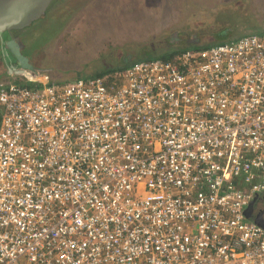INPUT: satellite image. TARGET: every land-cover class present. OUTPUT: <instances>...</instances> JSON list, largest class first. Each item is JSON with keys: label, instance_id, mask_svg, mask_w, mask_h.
Segmentation results:
<instances>
[{"label": "built area", "instance_id": "built-area-1", "mask_svg": "<svg viewBox=\"0 0 264 264\" xmlns=\"http://www.w3.org/2000/svg\"><path fill=\"white\" fill-rule=\"evenodd\" d=\"M27 78L0 84V264H264V34Z\"/></svg>", "mask_w": 264, "mask_h": 264}, {"label": "rangeland", "instance_id": "rangeland-1", "mask_svg": "<svg viewBox=\"0 0 264 264\" xmlns=\"http://www.w3.org/2000/svg\"><path fill=\"white\" fill-rule=\"evenodd\" d=\"M216 19H220L217 26L232 28L230 38L251 33L264 22V0H61L26 37L28 44L35 37L49 38L36 50L38 73L69 80L77 73L91 74L97 66L119 62V58L107 59L119 55V48L136 59L162 54V41L177 30L198 34L202 44L217 43L215 31L207 27ZM11 75V79L25 78Z\"/></svg>", "mask_w": 264, "mask_h": 264}, {"label": "trees", "instance_id": "trees-1", "mask_svg": "<svg viewBox=\"0 0 264 264\" xmlns=\"http://www.w3.org/2000/svg\"><path fill=\"white\" fill-rule=\"evenodd\" d=\"M60 1L61 0H55L53 2L52 6L48 10V15L53 11L56 4ZM48 15L46 17H44V19L47 18ZM219 20L220 19H216L215 23L213 22L212 24L209 23L207 25V27L210 30L215 31L213 33L214 34L213 36H215V38H217V40H218L217 43L213 42V43H207V44L203 43L202 44V43H200V40H199L200 36L198 34L185 33L183 30H177V31L171 32L173 34L172 37L168 36L164 41H162L161 46L165 50L162 54H158V55L146 54L142 58L136 59L135 56H133L131 54H126L125 53L126 51L123 48H122L123 50L119 48L118 49L119 55H117L115 57L109 56V55L107 56V59L110 57L111 60L119 58L118 59L119 62L112 63V64H103L100 67L97 66L91 74L81 75L80 73H77V76L75 78L69 79V80L57 79V77L54 74L49 72L48 76L50 77V82L54 83V84H63L66 82L77 80V79H92V78H96V77L112 76L116 73L125 71L126 69H128L130 66H132L133 64H135L137 62L151 61V60H157V59L170 60V59L175 58L177 55H179L185 51L208 49V48L220 45V44L234 42V41H236L242 37L248 36V35H263L264 34V22H262L261 25H256L253 28V31L251 33H246V34L240 35L239 37H236V38H232V37L230 38L228 36L232 34V28L227 27V26H223V27L217 26V24H219L218 23ZM38 22H41V20ZM33 26H34V24L32 25V27ZM30 28L24 30L22 32L21 36L25 39V45H26L27 49L33 53L34 58H35L36 50L39 51V48L44 46V44L49 40V38H45L44 35L40 36V37H35V39H32V42L28 44V39H30V37L26 38L25 36L29 34L28 31ZM57 30H56V32H57ZM45 33H49V30L45 31ZM162 47H159V49H162ZM10 62L16 63L15 59L11 55H10V57H6L4 55L3 48L0 44V63L2 65V69L0 70V84L1 83L14 84L18 87L30 88V89H37V88L41 87L40 83L34 82V81L30 80L29 78H26L27 76H25V78H23V79H22V77L21 78L17 77L16 79L9 78L10 76H12L11 73L9 72V68H8V64ZM95 63H96V61H95ZM88 64L90 65L91 63H88ZM6 77H8V78H6ZM1 114H2V112L0 111V121H1Z\"/></svg>", "mask_w": 264, "mask_h": 264}, {"label": "water", "instance_id": "water-1", "mask_svg": "<svg viewBox=\"0 0 264 264\" xmlns=\"http://www.w3.org/2000/svg\"><path fill=\"white\" fill-rule=\"evenodd\" d=\"M55 0H0V44L4 55L15 59L16 63L9 67V72L16 75L30 73L37 75L34 55L25 45L20 31L30 28L42 20ZM256 200L252 201L246 211L248 218L264 228L261 215L254 216Z\"/></svg>", "mask_w": 264, "mask_h": 264}, {"label": "crops", "instance_id": "crops-1", "mask_svg": "<svg viewBox=\"0 0 264 264\" xmlns=\"http://www.w3.org/2000/svg\"><path fill=\"white\" fill-rule=\"evenodd\" d=\"M15 63H13V62H10L9 64H8V68L10 67V66H12V65H14ZM0 111L2 112V109H1V107H0Z\"/></svg>", "mask_w": 264, "mask_h": 264}, {"label": "flooded vegetation", "instance_id": "flooded-vegetation-1", "mask_svg": "<svg viewBox=\"0 0 264 264\" xmlns=\"http://www.w3.org/2000/svg\"><path fill=\"white\" fill-rule=\"evenodd\" d=\"M32 27V26H31ZM24 30H26V29H24ZM24 30H22V31H20V34H22V32L24 31ZM26 37V36H25ZM27 38V37H26Z\"/></svg>", "mask_w": 264, "mask_h": 264}]
</instances>
